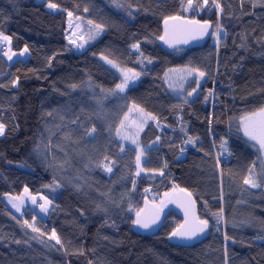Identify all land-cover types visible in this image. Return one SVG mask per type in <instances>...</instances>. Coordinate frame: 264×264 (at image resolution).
<instances>
[{
	"label": "trees",
	"instance_id": "trees-1",
	"mask_svg": "<svg viewBox=\"0 0 264 264\" xmlns=\"http://www.w3.org/2000/svg\"><path fill=\"white\" fill-rule=\"evenodd\" d=\"M186 9L187 0H0V33L30 54L10 65L0 44V264H264V158L240 130L241 117L264 106V0H193ZM69 13L105 31L86 51L69 40ZM169 17L213 33L221 17L225 35L219 46L212 37L168 53L160 37ZM99 57L140 81L117 95L120 78ZM178 68L205 73L184 97L164 81ZM132 110L156 118L141 137L139 180L138 154H121L116 133ZM105 163L115 166L110 178ZM253 166L260 187L244 183ZM25 188L51 201L47 218L7 206L4 197ZM178 190L191 193L210 229L190 248L169 241L182 222L172 211L154 234L132 222L146 201Z\"/></svg>",
	"mask_w": 264,
	"mask_h": 264
},
{
	"label": "rangeland",
	"instance_id": "rangeland-1",
	"mask_svg": "<svg viewBox=\"0 0 264 264\" xmlns=\"http://www.w3.org/2000/svg\"><path fill=\"white\" fill-rule=\"evenodd\" d=\"M47 8L49 11H52V12L59 11L57 7L49 8L47 6ZM190 10L191 8L186 9L187 12H189ZM215 10H216V13L219 14L218 13L219 11H217L216 7H215ZM68 17H69V24H70L68 37L71 43H73L72 41H75V43L73 44L77 47L79 51H86V49H88L89 47L94 45L99 39H101V37L105 33L103 28H100L98 30L96 28V25L89 23L86 19L75 17L72 14L71 16H69L68 14ZM191 21H196V20H191ZM223 26H224V23L221 17H219L217 30L213 33V41H214L215 46H219L220 40H222L225 35L223 31ZM218 31H219V38H217ZM90 37H94V38H90ZM0 44L1 46L6 47L5 53H7V55H5L4 53V57L10 65H13L18 61L26 62L30 57L28 50L25 51L24 49L19 52L13 51V45H12L11 40L7 41V40H4L2 37H0ZM81 44L83 45V47H78V45H81ZM13 53H15V55H13ZM9 56H11L12 58L9 59ZM98 59L105 67H107L109 70L111 69L113 72L118 74L120 78V84L123 82L125 75L129 77H134L132 79H129L128 85L124 89V91L121 92L119 89L115 90V93L117 95L126 94V92H128L130 89L135 87L141 79V75L135 70L125 69L114 62L109 63L108 61L110 60L104 57H99ZM186 69L187 68H178V69L169 70L166 72L167 76L166 74L164 76V81L169 91L173 95H175V97H184L186 95L188 84L190 83L191 80L192 81L197 80L198 84L202 83L203 77H200L199 74L195 72L191 76H189L186 74ZM169 84H172L173 87H169ZM193 97H194V94L189 96L188 99L192 100ZM132 111L133 112L130 111V113H128L127 119H125V121L123 122L124 127H122L120 130L118 141H119V144L123 148V151L121 152V154H124L125 149L129 147V148L134 149L139 155L141 148H143L144 151L147 150L146 147L141 146V137H142V134L144 133V130L146 129L147 124L151 121V119L138 110H132ZM4 134H5V128H4ZM3 135H0V137H2ZM125 136L131 137V138L123 139V137ZM245 138L250 143L255 145V142L250 141L247 137ZM132 139L137 140V144L139 145V147L137 146V144L132 143ZM157 145H158V142H156V144L152 147H157ZM255 146L259 149L258 145H255ZM184 147L187 149L188 145H184ZM260 152L264 158V150H260ZM228 159L229 158L226 157L224 160L228 161ZM145 160L146 158L143 153L139 164L136 165V174H135L136 180H139L141 177L143 178L145 176L141 171V166L145 162ZM105 164L110 165L112 168L111 172H108L104 167L102 168V171L110 178L114 173L113 170L115 169V166L112 163H105ZM137 172H139V175H137ZM155 179L156 178L151 177L152 181H154ZM148 194H151L150 191L148 192ZM33 198H35L36 200L35 204L32 202ZM44 198L45 197L42 195H33L32 193H30L29 190L27 192L24 190L20 196H11V195L5 196L4 201L7 204V206L12 210V212L14 213L16 217L22 218L24 216V213L29 212V209H30L33 212H36L41 218L45 219L49 215L50 209L52 207V203L45 205L48 209L47 212L42 211L39 205L42 203H45ZM150 199L151 201H155L156 197L150 196ZM14 204L19 206V211L17 210V207L13 206Z\"/></svg>",
	"mask_w": 264,
	"mask_h": 264
},
{
	"label": "snow or ice",
	"instance_id": "snow-or-ice-1",
	"mask_svg": "<svg viewBox=\"0 0 264 264\" xmlns=\"http://www.w3.org/2000/svg\"><path fill=\"white\" fill-rule=\"evenodd\" d=\"M204 4L208 3V0H203ZM193 6V0H187V7L188 8H192ZM49 8H56L57 5L53 4V3H49L48 4ZM217 7H219V5L217 4ZM85 11H87V9H85ZM69 16H71V13H69ZM180 20L182 18L180 17H169L168 19L165 20V33L163 36L160 37L161 40H164L166 43L169 44V46L174 47L176 43L178 42H183V43H187V40H183V41H177L175 39L169 38V29H168V20ZM91 23V22H89ZM199 24L198 21H183L181 25H174L173 26V32L176 31H188V32H192L194 31V29L191 27L192 25H196ZM96 28L99 30L101 28L100 25H97ZM201 28L203 29L204 32L207 31V26L203 25L201 26ZM0 37H2L4 40L10 41V37L7 36H3L2 33H0ZM90 38H94V37H90ZM193 39H195L196 37L193 36ZM217 38H219V31L217 32ZM73 43H75V41H72ZM78 47H83V45H78ZM133 47H139L138 45H134ZM25 51H27V49H25ZM5 55H7V53H5ZM13 55H15V53H13ZM12 57L9 56V59H11ZM109 63H112V61H108ZM198 73L200 77H203L205 75V73L200 72L198 69H186V74L191 76L193 73ZM138 75V74H136ZM167 76V74H166ZM134 77H129L127 75H125L124 80L121 84H118L116 87L117 89H119L121 92L124 91V89L127 87L128 85V81L129 79H132ZM75 87V86H73ZM169 87H173L172 84H169ZM195 91V89L193 90ZM189 96L192 95V93H188ZM142 111V109L140 110ZM149 118L155 120L156 118L153 116H150ZM125 119H127V116H125ZM4 125L0 124V135L4 134ZM121 127H124L123 121L121 122ZM240 130L243 131V134L245 137H247L250 141L255 142V145L259 146L260 150H264V106L260 107L259 109L251 112V113H247L245 114L243 117H241V124H240ZM92 132H95V129H92ZM117 135H120V129L118 128L116 130ZM89 135H91V133H89ZM131 137L125 136L123 137V139H130ZM132 143L133 144H137V140L136 139H132ZM187 143H191L194 144L195 141L192 140L191 138H189V140L187 141ZM254 145V146H255ZM137 146L139 147V145L137 144ZM223 146V145H222ZM121 151H123V148H121ZM181 151H183V149H181ZM143 148L140 149V154L136 156V162L137 164H139L141 156L143 155ZM107 159V157L105 158ZM103 167L108 171L111 172L112 168L110 165L108 164H104ZM254 167L252 169H249V175L247 178L244 179V183L246 185H250L251 187L255 188V187H260V183L258 182V178L257 175L254 171ZM142 170V169H141ZM137 175H139V172H137ZM260 179H264V174H262L260 176ZM25 191L27 192V188H25ZM184 191V190H182ZM166 197L169 196V193H165L164 194ZM188 197H189V204L190 205H194V201H191V193H188ZM45 203H42L39 205V207L41 208L42 211L47 212V207L45 206L46 204H51V201H48L47 198H44ZM32 202L35 204L36 200L35 198H33ZM164 202H161V205L159 206L161 209L163 207ZM14 207H17V210L19 211V206L18 205H13ZM185 215L187 217L188 215V209H185ZM216 216V222L217 224H220L221 222L224 221V216H223V209H221L220 213L214 214ZM159 218V211H157L155 213V215L151 218H145L142 217L141 212L137 211L136 212V218L132 221L134 225H137L141 228H150L153 224H155L157 222ZM193 219H194V223H189V221L186 219L184 224L179 225L172 233L171 236L172 237H178L181 239H194L196 238L198 235L203 234L205 232V230L208 228V221L207 220H200L199 217H195L193 214ZM24 224H26L28 227H32L31 224H28V221H24ZM217 230H219L217 228ZM33 231H38V229L33 228ZM51 238L54 239L56 241L57 244L61 243L59 237L56 235L55 231L52 232L51 234ZM227 239V237H226Z\"/></svg>",
	"mask_w": 264,
	"mask_h": 264
},
{
	"label": "water",
	"instance_id": "water-1",
	"mask_svg": "<svg viewBox=\"0 0 264 264\" xmlns=\"http://www.w3.org/2000/svg\"><path fill=\"white\" fill-rule=\"evenodd\" d=\"M181 18V17H180ZM183 21H191L188 19H180V20H168V29H169V38L175 39L177 41L187 40V43L178 42L175 44L174 47L169 46L164 40L160 41V46L165 52L172 53L179 50L191 49V48H200L203 47L212 37L213 35V28L211 25H206L203 23L192 25L191 27L194 29L192 32L188 31H176L173 32L174 25H181ZM206 25L207 31L204 32L201 26ZM165 33V22L163 24V35ZM195 36L196 38L193 39L192 37ZM164 202L162 209L159 207L161 202ZM191 201H194V205L189 204V197L187 191L178 190L171 193L169 196H165L163 200L160 201L159 205L151 204L150 202L146 201L144 204L143 209L140 211L142 217L151 219L157 211H159V218L155 224H153L150 228H141L137 225H134V228L143 233V234H154L157 230L161 227L167 213L169 211L174 212L181 220V224H184L186 219L189 223H194L193 214L195 217L198 216V204L195 198L191 195ZM188 209V215H185V209ZM180 224V225H181ZM209 226L205 230L203 234L198 235L196 238L188 240V239H181L178 237L170 236L169 241L171 244L190 248L195 244L203 242L209 236Z\"/></svg>",
	"mask_w": 264,
	"mask_h": 264
},
{
	"label": "built area",
	"instance_id": "built-area-1",
	"mask_svg": "<svg viewBox=\"0 0 264 264\" xmlns=\"http://www.w3.org/2000/svg\"><path fill=\"white\" fill-rule=\"evenodd\" d=\"M219 104V103H218Z\"/></svg>",
	"mask_w": 264,
	"mask_h": 264
}]
</instances>
